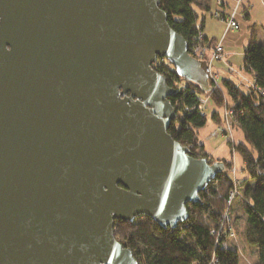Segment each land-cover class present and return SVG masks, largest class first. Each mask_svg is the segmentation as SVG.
<instances>
[{
  "label": "water",
  "instance_id": "1",
  "mask_svg": "<svg viewBox=\"0 0 264 264\" xmlns=\"http://www.w3.org/2000/svg\"><path fill=\"white\" fill-rule=\"evenodd\" d=\"M159 0H0V264H137L115 221L162 229L224 170L167 129L159 58L208 91Z\"/></svg>",
  "mask_w": 264,
  "mask_h": 264
},
{
  "label": "trees",
  "instance_id": "2",
  "mask_svg": "<svg viewBox=\"0 0 264 264\" xmlns=\"http://www.w3.org/2000/svg\"><path fill=\"white\" fill-rule=\"evenodd\" d=\"M159 2L174 32L184 38L188 47L196 42L200 33L197 21L206 12L205 5L198 4V0ZM203 43L209 44L205 38ZM243 53V70L256 87L249 85L245 93L226 79L223 80L225 92L213 88L208 78L209 89L203 91L198 84L178 77L167 61L152 65L156 73L166 78L169 87L178 81L186 88L168 98L176 117L166 132L172 140L188 147L193 158L200 154L199 158H205L208 163L223 162L224 170L198 194V204L187 208L188 219L174 229H162L146 216L133 222L115 221V239L131 251L137 264H239L240 256L247 264H264V45L251 41ZM198 97L211 100L216 110L209 118L218 126L223 122L220 113L223 106L227 104L232 110L228 118L231 129H239L244 142H234L230 150L243 162V179L228 173L232 167L230 160H213L200 152L202 145L197 142V132L207 119L204 108L201 113L193 109ZM251 181L254 185L250 187L247 183ZM241 189H244L242 206L233 215L227 205L228 193L235 190L236 200ZM239 218L241 221L236 222Z\"/></svg>",
  "mask_w": 264,
  "mask_h": 264
},
{
  "label": "crops",
  "instance_id": "3",
  "mask_svg": "<svg viewBox=\"0 0 264 264\" xmlns=\"http://www.w3.org/2000/svg\"><path fill=\"white\" fill-rule=\"evenodd\" d=\"M203 3L207 8L206 12L199 18L198 27L200 28V33L207 41V43L212 44L214 42L222 43L223 51L225 53V59L227 60L228 68L235 66L234 58L238 55V51L248 45L251 41L255 44L264 45V0H243L235 20L238 24V29L234 31L225 32V23L221 19L214 16L215 12H218L221 17L226 16L234 6L233 0H198V4ZM221 3V4H220ZM244 51V50H243ZM243 64V62H242ZM244 65V64H243ZM242 65V68H243ZM241 68V70H242ZM244 82H246L244 80ZM248 84V81L246 82ZM210 119V118H209ZM208 126L204 131V136L208 135V131L216 126L215 122L210 119L207 120ZM210 137V136H209ZM221 140V139H220ZM197 142L203 147V152L205 154H211L215 158L218 157L228 161L229 151L227 149V144L221 143L215 148L209 147V145L197 138ZM236 155V154H235ZM238 157V155H236ZM236 178L243 179L245 177L242 172L243 162L240 157L234 158ZM248 186H253V181L247 183ZM241 189L240 192H243ZM239 192V193H240ZM241 195L234 201L232 213L237 215L241 209ZM247 264V263H246Z\"/></svg>",
  "mask_w": 264,
  "mask_h": 264
},
{
  "label": "built area",
  "instance_id": "4",
  "mask_svg": "<svg viewBox=\"0 0 264 264\" xmlns=\"http://www.w3.org/2000/svg\"><path fill=\"white\" fill-rule=\"evenodd\" d=\"M234 1V6L231 9V11L226 15L222 16L218 13L215 12L214 16L217 17L218 19L223 20L225 23V32L226 31H234L238 29V24L235 20V16L237 15V12L243 3V0H233ZM221 4V3H220ZM203 35L202 33H199L197 36V41L192 42L191 46L188 47V54L192 57H194L198 61H204L206 65V76H208V80L210 82V85L214 88H217L218 90L225 91L224 86H223V80L220 79L219 76L214 72L213 73V63L214 62H224L225 59V53L223 51L222 43L219 42H214L212 44H205L203 43ZM166 60L163 58H159V60L156 61V63H164ZM244 68H242L243 70ZM244 71V70H243ZM244 81V79H241ZM248 85H250L252 88H256L255 85H253L252 81L248 82ZM170 88H173L175 92H182L185 90V84L174 81L172 83V86ZM175 93V94H176ZM225 95V94H224ZM227 101V100H226ZM207 103V98L203 97H198V103L194 106L193 109H197L200 113L204 110V106ZM226 103V102H225ZM227 105V104H226ZM226 105L223 106V113L221 116V119L223 120L221 125H217L214 131L211 133V137L216 138L217 136L223 137V138H231L232 135V129L230 126L229 122V115H231L232 110L227 108ZM227 139V140H228ZM232 139V138H231ZM196 153H198L196 151ZM200 154L197 155V158H199ZM229 197L227 199V205L230 206L232 201L234 200L235 196L237 195V192L235 190H231L228 193Z\"/></svg>",
  "mask_w": 264,
  "mask_h": 264
},
{
  "label": "rangeland",
  "instance_id": "5",
  "mask_svg": "<svg viewBox=\"0 0 264 264\" xmlns=\"http://www.w3.org/2000/svg\"><path fill=\"white\" fill-rule=\"evenodd\" d=\"M243 50L244 49L241 48L237 52L238 55H236L235 58L233 59L234 62H235V66H233V67L228 68V64H227V60H226L227 58L224 59V62H214L213 63V73L215 72L217 74V76H219L220 79H222L224 81L226 79V80L231 81L234 85L240 86L241 90L245 93V92H247V90L249 88L248 87L249 85H247L246 82L247 81L248 82L251 81V76L249 74L245 73L243 70H241L242 65H243L242 62H243V58H244ZM242 78L246 82L242 81L241 80ZM227 100H228V98H227ZM204 109H205L204 114H206V119L207 120H210L209 119L210 115L216 110V108H214V105L211 102V100L208 99L207 104L205 105ZM220 113H223V109L220 110ZM208 123H210V122L207 121L205 123V126L203 128H201V129L198 130V132H197V138H198V140L204 142L205 144L207 143L209 145V147H211V148L217 147V145L219 143H221V140L223 141V143L227 144V149L229 151V155H228L229 158H228V160H230L232 162V167L228 171V173H230L231 176L232 175H236L234 158L237 159L238 157L230 149H231V145L234 142L235 143L244 142L242 132L239 129H236V130L232 131V135H231V138L232 139L231 138L228 139V137L225 139V138L220 137V136H217L216 138H214V137H211L210 135L214 131V129L216 128V126H217V124H216V126L213 127V129H210L208 131L209 133L205 137L204 136V131L207 128ZM196 151L199 152V150H196ZM200 152L202 154L205 153V152H203V147H202V150H200ZM208 158H211L213 160L223 159V158H220V157H218V159H217L214 156H212L211 154H208ZM241 203H242V199H241ZM233 207H234V205L233 204H230V207H229L230 210H232ZM240 221H241L240 218L236 220V222H240ZM239 260H240L239 261V264H246V259L243 256H240L239 257Z\"/></svg>",
  "mask_w": 264,
  "mask_h": 264
}]
</instances>
